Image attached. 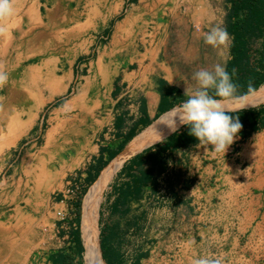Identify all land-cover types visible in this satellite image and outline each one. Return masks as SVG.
<instances>
[{
	"label": "crops",
	"instance_id": "1",
	"mask_svg": "<svg viewBox=\"0 0 264 264\" xmlns=\"http://www.w3.org/2000/svg\"><path fill=\"white\" fill-rule=\"evenodd\" d=\"M11 4L12 14L0 17V71L8 74L0 84V264H84L78 200L188 98L195 72L227 67L230 41L213 48L202 32L226 28L230 5ZM183 130H170L113 174L97 213L107 264H192L201 255L264 264V129L242 127L225 156L179 141ZM20 146L14 162L6 153ZM67 189L77 195L65 198ZM58 209L70 217L58 221ZM97 246V264H105Z\"/></svg>",
	"mask_w": 264,
	"mask_h": 264
},
{
	"label": "clouds",
	"instance_id": "2",
	"mask_svg": "<svg viewBox=\"0 0 264 264\" xmlns=\"http://www.w3.org/2000/svg\"><path fill=\"white\" fill-rule=\"evenodd\" d=\"M13 12L11 0H0V17L9 16ZM199 29V25H196ZM205 44L213 48L227 47L231 39L227 29L221 25L211 27L202 32ZM196 87L188 93L174 112L180 125H187L189 134L198 142L197 146H211L216 153L225 156L229 146L238 137L242 124L237 116L230 113L224 106L225 100H238L242 97L237 95V85L226 71L223 64L214 65L213 69H201L193 74ZM8 80V74L0 71V84ZM255 88L249 84L246 94L254 93ZM246 105H242L243 109ZM170 128V127H169ZM172 132L178 131L177 121L172 118ZM192 264H223L220 257L212 255L195 256Z\"/></svg>",
	"mask_w": 264,
	"mask_h": 264
},
{
	"label": "trees",
	"instance_id": "3",
	"mask_svg": "<svg viewBox=\"0 0 264 264\" xmlns=\"http://www.w3.org/2000/svg\"><path fill=\"white\" fill-rule=\"evenodd\" d=\"M227 3L230 7L226 16V29L232 38V45L226 71L237 85V95L244 97L248 95L246 93L249 84L254 86L255 91L264 85V0H227ZM255 41H262L263 44L260 48L253 50L252 45ZM228 114L237 116L242 127H247L250 132L264 129V105ZM180 136L179 141L183 143L197 142L189 134L187 125H184ZM81 204L82 198L78 200V209L81 208ZM105 244L106 240L102 233L101 260L107 264L104 254ZM115 251L110 250V258L120 260V255Z\"/></svg>",
	"mask_w": 264,
	"mask_h": 264
},
{
	"label": "bare ground",
	"instance_id": "4",
	"mask_svg": "<svg viewBox=\"0 0 264 264\" xmlns=\"http://www.w3.org/2000/svg\"><path fill=\"white\" fill-rule=\"evenodd\" d=\"M223 103L228 111L241 110L242 105H246L243 109L260 107L264 105V85L260 86L259 89L256 90L251 96L234 101L225 100ZM174 115H177V113L172 112L168 115L162 116L152 127H150L140 137H138L133 143L132 147L122 155L120 162L104 172L95 186L85 197L82 204L81 223V238L84 245V264H97V258L93 243V236L96 229V222L94 221V218L97 213L99 204L102 200V195L108 187L113 174L119 169L122 161H125L131 155L140 151L143 147H146L153 143H157L165 134H167L172 127V118L177 121V125H180L178 123V117H173ZM38 187H40V185Z\"/></svg>",
	"mask_w": 264,
	"mask_h": 264
},
{
	"label": "rangeland",
	"instance_id": "5",
	"mask_svg": "<svg viewBox=\"0 0 264 264\" xmlns=\"http://www.w3.org/2000/svg\"><path fill=\"white\" fill-rule=\"evenodd\" d=\"M230 44L232 45V38L230 39ZM261 44H263L262 41L253 42V45H252L253 50H255L257 48H260ZM30 61H31V58H29L28 62H30ZM77 83H78V78L74 79V84H73L74 88L76 87ZM229 112H237V111H229ZM40 146H41V144H40ZM22 149H23V147L20 146L17 149H14L13 151L7 152L6 155H8L9 159L13 160L14 162H15V160L19 161L22 158V155H23V152H22L23 150ZM2 186H4V184ZM86 196H87V194L85 195V197ZM85 197L82 200V204H83V201H84ZM100 204H99V206H100ZM97 213H98V209H97ZM97 213H96L95 218H94V221L96 222V229H95L94 236H93V243L96 244L97 240H98V246H97V248H98L100 246L99 241H100V238H101L102 235L99 234V227L97 226ZM42 232H45L44 228H42ZM96 254H97V252H96ZM83 260H84V256H83ZM83 263H84V261H83Z\"/></svg>",
	"mask_w": 264,
	"mask_h": 264
},
{
	"label": "built area",
	"instance_id": "6",
	"mask_svg": "<svg viewBox=\"0 0 264 264\" xmlns=\"http://www.w3.org/2000/svg\"><path fill=\"white\" fill-rule=\"evenodd\" d=\"M65 198H72L77 195V189H67L64 193ZM54 216L58 221H65L70 217L69 209H58L54 212Z\"/></svg>",
	"mask_w": 264,
	"mask_h": 264
},
{
	"label": "water",
	"instance_id": "7",
	"mask_svg": "<svg viewBox=\"0 0 264 264\" xmlns=\"http://www.w3.org/2000/svg\"><path fill=\"white\" fill-rule=\"evenodd\" d=\"M259 89V88H258Z\"/></svg>",
	"mask_w": 264,
	"mask_h": 264
}]
</instances>
